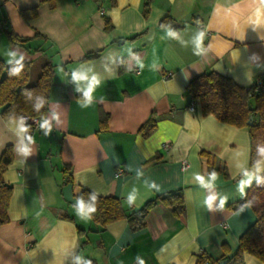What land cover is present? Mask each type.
Segmentation results:
<instances>
[{"label":"crops","instance_id":"crops-1","mask_svg":"<svg viewBox=\"0 0 264 264\" xmlns=\"http://www.w3.org/2000/svg\"><path fill=\"white\" fill-rule=\"evenodd\" d=\"M31 7L36 16L25 19ZM167 15L182 26L177 37L158 25ZM0 58L54 68L41 127L26 137L21 116L0 115V155L13 149L0 264H195L201 252L237 248L256 216L228 205L264 173V159L249 164L247 129L198 103L190 110L187 85L206 70L243 86L264 75V0H0ZM151 112L156 129L144 137ZM84 188L118 197L126 212L181 189L185 211L158 202L139 230L125 219L101 229L77 200Z\"/></svg>","mask_w":264,"mask_h":264},{"label":"trees","instance_id":"trees-1","mask_svg":"<svg viewBox=\"0 0 264 264\" xmlns=\"http://www.w3.org/2000/svg\"><path fill=\"white\" fill-rule=\"evenodd\" d=\"M148 1L144 3L143 13L148 14ZM25 19L36 16V7L21 10ZM105 29L110 30L112 25L107 17L104 18ZM160 27H167L173 37H177L181 25L175 24L169 16L159 20ZM142 33V32H141ZM140 33V34H141ZM139 35L135 34L133 37ZM10 42L21 44L26 39H19L12 32L7 33ZM98 52H90L82 57V61L95 57ZM53 64L48 59L40 66V72L34 83H30L31 63L15 61L10 64L0 58V115L4 119L20 116L43 119L48 112V100L52 85ZM259 82V85H257ZM190 98L201 107L204 115L211 114L218 120L238 128H245L249 134L250 154L249 164L264 159V75L256 78L250 86L236 83L231 77L214 70H206L192 78L187 85ZM248 103L253 106L248 108ZM253 115V123L247 124L249 115ZM107 115L102 116L100 126L105 127ZM157 117L153 112L139 128L144 137L151 135L156 129ZM32 130V123L26 122V137ZM202 155L210 158L207 152ZM13 160V149L7 145L0 155V225L8 222V204L12 193L11 185L4 178L3 173ZM77 200L90 218L103 229L108 224L119 219H125L131 231L139 230L146 225L150 210L158 203H163L175 216L185 211L184 196L181 189L171 190L147 199L140 207L126 212L121 200L112 195H99L84 188ZM248 204L255 213V220L238 238V245L234 256L225 264H242V254L249 253L264 262V173H262L247 188L245 194L228 205L236 209ZM62 216L70 218L64 213ZM78 231H85L78 227ZM231 252L226 249L218 257L206 252L197 255L195 264H219V260L226 258ZM83 264H95L90 259Z\"/></svg>","mask_w":264,"mask_h":264},{"label":"built area","instance_id":"built-area-1","mask_svg":"<svg viewBox=\"0 0 264 264\" xmlns=\"http://www.w3.org/2000/svg\"><path fill=\"white\" fill-rule=\"evenodd\" d=\"M103 12V10H102ZM257 85H259V82H257ZM195 102L194 101H191L188 108L190 110H193L194 107H195ZM20 119L23 121V122H30L34 125L35 128H39L43 125L42 121H40L39 119L35 118V117H28V116H21ZM121 172V169H119L117 171V173L119 174Z\"/></svg>","mask_w":264,"mask_h":264},{"label":"water","instance_id":"water-1","mask_svg":"<svg viewBox=\"0 0 264 264\" xmlns=\"http://www.w3.org/2000/svg\"><path fill=\"white\" fill-rule=\"evenodd\" d=\"M121 41H122V40H121ZM248 108H249L250 110H252L253 106L251 105V103H248ZM252 123H253V115L250 114V115H249V118H248V120H247V124L250 125V124H252ZM235 253H236V250H232L231 252H229V253L227 254L226 258H224V259H222V260H219V264H225V263H227L228 260L231 259V258L234 256Z\"/></svg>","mask_w":264,"mask_h":264},{"label":"rangeland","instance_id":"rangeland-1","mask_svg":"<svg viewBox=\"0 0 264 264\" xmlns=\"http://www.w3.org/2000/svg\"><path fill=\"white\" fill-rule=\"evenodd\" d=\"M40 72V65L37 64L36 66H33L31 69V76H30V83H34L38 74Z\"/></svg>","mask_w":264,"mask_h":264}]
</instances>
